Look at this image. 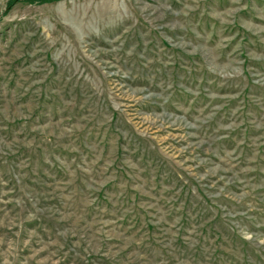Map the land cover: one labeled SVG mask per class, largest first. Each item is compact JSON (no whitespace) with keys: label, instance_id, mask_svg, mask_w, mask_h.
<instances>
[{"label":"rangeland","instance_id":"obj_1","mask_svg":"<svg viewBox=\"0 0 264 264\" xmlns=\"http://www.w3.org/2000/svg\"><path fill=\"white\" fill-rule=\"evenodd\" d=\"M0 264H264V0H0Z\"/></svg>","mask_w":264,"mask_h":264},{"label":"trees","instance_id":"obj_2","mask_svg":"<svg viewBox=\"0 0 264 264\" xmlns=\"http://www.w3.org/2000/svg\"><path fill=\"white\" fill-rule=\"evenodd\" d=\"M54 1V0H53Z\"/></svg>","mask_w":264,"mask_h":264}]
</instances>
